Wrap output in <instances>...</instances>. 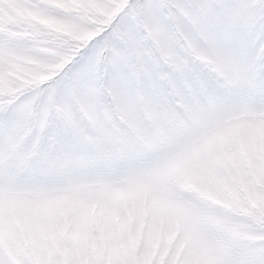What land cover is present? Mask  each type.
Returning a JSON list of instances; mask_svg holds the SVG:
<instances>
[{
  "label": "snow or ice",
  "instance_id": "6c2138e0",
  "mask_svg": "<svg viewBox=\"0 0 264 264\" xmlns=\"http://www.w3.org/2000/svg\"><path fill=\"white\" fill-rule=\"evenodd\" d=\"M0 264H264V0H0Z\"/></svg>",
  "mask_w": 264,
  "mask_h": 264
}]
</instances>
